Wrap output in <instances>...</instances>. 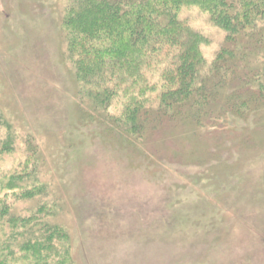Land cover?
Wrapping results in <instances>:
<instances>
[{
  "label": "rangeland",
  "instance_id": "obj_1",
  "mask_svg": "<svg viewBox=\"0 0 264 264\" xmlns=\"http://www.w3.org/2000/svg\"><path fill=\"white\" fill-rule=\"evenodd\" d=\"M67 3L0 0V130L13 142L0 178L20 171L32 140L51 195L62 200L72 251L65 264H264V101L214 131L165 121L142 143L145 155L127 150L82 120L63 54ZM182 18L204 36L211 62L226 33L195 6ZM248 58L253 67L262 61ZM32 206L16 203L22 215Z\"/></svg>",
  "mask_w": 264,
  "mask_h": 264
},
{
  "label": "trees",
  "instance_id": "obj_2",
  "mask_svg": "<svg viewBox=\"0 0 264 264\" xmlns=\"http://www.w3.org/2000/svg\"><path fill=\"white\" fill-rule=\"evenodd\" d=\"M190 6L226 33L211 62L204 36L182 18ZM61 29L82 120L127 150L145 155L142 143L165 121L186 119L192 133L214 131L229 114L248 117V103L263 104L264 0H68ZM249 56L262 61L253 67ZM1 132L0 156L13 149ZM27 147L20 171L0 178V264L24 254L32 264L68 263L62 200L51 195L41 151L32 140ZM20 201L32 202V211L19 214Z\"/></svg>",
  "mask_w": 264,
  "mask_h": 264
}]
</instances>
